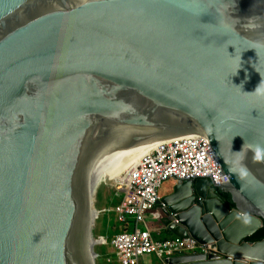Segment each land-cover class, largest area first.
I'll use <instances>...</instances> for the list:
<instances>
[{
    "label": "water",
    "instance_id": "95a60500",
    "mask_svg": "<svg viewBox=\"0 0 264 264\" xmlns=\"http://www.w3.org/2000/svg\"><path fill=\"white\" fill-rule=\"evenodd\" d=\"M257 41L264 0H0V264H103L107 179L192 132L229 181L159 197L156 224L206 249L164 264H264V237L245 240L264 222V163L248 152L250 175L230 171L264 144Z\"/></svg>",
    "mask_w": 264,
    "mask_h": 264
},
{
    "label": "built area",
    "instance_id": "2783aa9c",
    "mask_svg": "<svg viewBox=\"0 0 264 264\" xmlns=\"http://www.w3.org/2000/svg\"><path fill=\"white\" fill-rule=\"evenodd\" d=\"M224 176L226 173L200 133L162 138L142 151L117 181L115 190L122 195L109 208L119 222L118 231L109 239L117 263L139 264L143 255L153 254L160 260L158 264H163L164 258L175 254L205 251L204 245L191 236L154 238L147 227L140 225L145 212L159 199L164 181L209 177L215 184H223L229 181Z\"/></svg>",
    "mask_w": 264,
    "mask_h": 264
},
{
    "label": "rangeland",
    "instance_id": "374dc122",
    "mask_svg": "<svg viewBox=\"0 0 264 264\" xmlns=\"http://www.w3.org/2000/svg\"><path fill=\"white\" fill-rule=\"evenodd\" d=\"M123 173H125V171L121 172V174L117 178L109 179L105 182L104 196H103V253H104V251H106L105 245L108 244V242L106 243V241L108 239H110V237L112 236L113 230H111V226L114 223H116L115 221H117L115 214L109 208H111V206H112L111 201L114 198H116L117 196L119 197L122 195L121 191L115 190V185H116L117 181L120 180ZM169 183L170 182L168 180H166L162 183V186H161L162 188L159 189L160 196L166 195L171 191V189H170V191H168L169 190ZM104 209H106V210H104ZM149 218H150L149 215H147L146 220L149 222V226L152 228L154 225L150 223ZM127 220L130 221V218H127ZM117 224L119 225L118 221H117ZM149 255H152V254L143 255L142 258L145 261L151 262L152 257ZM103 263L114 264L112 257H110V260H108V261L104 259Z\"/></svg>",
    "mask_w": 264,
    "mask_h": 264
},
{
    "label": "clouds",
    "instance_id": "9594fccd",
    "mask_svg": "<svg viewBox=\"0 0 264 264\" xmlns=\"http://www.w3.org/2000/svg\"><path fill=\"white\" fill-rule=\"evenodd\" d=\"M255 43L259 47H264V42L257 41ZM253 94L257 96H264V91H262L260 86H258ZM248 152L252 153V160L254 162L264 163V144L244 142L239 151L233 152L236 158L234 163L238 165V167L230 168V171L238 175L242 180L246 179L250 175L249 169L243 164V160L247 157ZM224 180L227 181L228 177L224 176ZM235 218L244 224H247L250 221V217L247 213H237Z\"/></svg>",
    "mask_w": 264,
    "mask_h": 264
},
{
    "label": "crops",
    "instance_id": "0c3cea01",
    "mask_svg": "<svg viewBox=\"0 0 264 264\" xmlns=\"http://www.w3.org/2000/svg\"><path fill=\"white\" fill-rule=\"evenodd\" d=\"M168 181L170 182L169 183V190L168 191H170V189H171V187H172V185H173V183L175 181H174V179H170ZM159 196H160V194H159ZM156 208H158V210H159V207H157V205H155L152 209H150V210H148V211L145 212V214H144V221L142 222V224L140 226L141 227H147L149 229L152 237H154V238H162V239H164V238L172 237L173 234H171L170 232H168L165 229V226L163 224H156V219H155V216H156ZM147 215H149V217H150L149 218L150 223L154 225L152 228L149 226V222L146 220V216ZM115 222L116 223H114L111 226V230H113L112 236L118 231V226L119 225L117 224V221H115ZM108 240L106 241V243L108 242V244L105 245L106 246V251H104V253H103V260L105 259V260L108 261V260H110V257H112L113 263L114 264H117V261H116L115 256H114V251H113L112 247L109 245V241ZM149 256L152 257V261L151 262L145 261L143 258H140L139 259V264H158L159 263L160 260L159 259L157 260L156 257L153 254L152 255H149ZM103 264H106V263H103Z\"/></svg>",
    "mask_w": 264,
    "mask_h": 264
},
{
    "label": "trees",
    "instance_id": "16d2710c",
    "mask_svg": "<svg viewBox=\"0 0 264 264\" xmlns=\"http://www.w3.org/2000/svg\"><path fill=\"white\" fill-rule=\"evenodd\" d=\"M218 193L228 202L229 206L232 205L230 195L222 190H218ZM120 198V196H119ZM118 196L111 201V204H115L119 200ZM264 237V222L258 227L251 235L245 237L247 241H256ZM108 264V263H106ZM118 264V263H117Z\"/></svg>",
    "mask_w": 264,
    "mask_h": 264
},
{
    "label": "bare ground",
    "instance_id": "6f19581e",
    "mask_svg": "<svg viewBox=\"0 0 264 264\" xmlns=\"http://www.w3.org/2000/svg\"><path fill=\"white\" fill-rule=\"evenodd\" d=\"M183 135V134H182ZM172 136V135H171ZM170 137V136H167ZM165 137V138H167ZM157 141L147 145L146 147H144L143 149H141L140 151H138L137 153H135L134 155H132L131 157H129L127 160H125L124 162H122L121 164H119L115 170L112 172V174L110 175V177L107 179H115L117 178L121 172L125 171L130 164H132L134 161H136V159L138 158L139 154L144 151L145 149L150 148L151 146H153Z\"/></svg>",
    "mask_w": 264,
    "mask_h": 264
}]
</instances>
